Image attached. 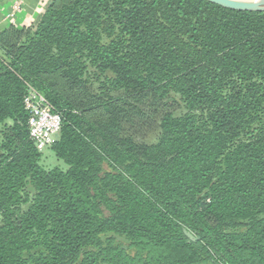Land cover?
Listing matches in <instances>:
<instances>
[{"label":"trees","instance_id":"trees-1","mask_svg":"<svg viewBox=\"0 0 264 264\" xmlns=\"http://www.w3.org/2000/svg\"><path fill=\"white\" fill-rule=\"evenodd\" d=\"M0 264H264V10L49 0L1 29Z\"/></svg>","mask_w":264,"mask_h":264},{"label":"built area","instance_id":"built-area-1","mask_svg":"<svg viewBox=\"0 0 264 264\" xmlns=\"http://www.w3.org/2000/svg\"><path fill=\"white\" fill-rule=\"evenodd\" d=\"M46 1V0H44ZM17 2L11 6L8 18L13 21L15 12L20 8ZM24 109L27 111V127L30 139L40 152L48 149L57 138L61 117L54 111L50 102L37 90L28 86L23 97Z\"/></svg>","mask_w":264,"mask_h":264},{"label":"crops","instance_id":"crops-1","mask_svg":"<svg viewBox=\"0 0 264 264\" xmlns=\"http://www.w3.org/2000/svg\"><path fill=\"white\" fill-rule=\"evenodd\" d=\"M20 3V8L15 12L14 19L8 18L13 4ZM49 0H0V30L9 24L29 26L36 22L44 11Z\"/></svg>","mask_w":264,"mask_h":264},{"label":"water","instance_id":"water-1","mask_svg":"<svg viewBox=\"0 0 264 264\" xmlns=\"http://www.w3.org/2000/svg\"><path fill=\"white\" fill-rule=\"evenodd\" d=\"M206 1L233 10H242V11L264 10V0H206ZM184 233L188 238L192 240L197 239L194 238L193 235L186 230H184Z\"/></svg>","mask_w":264,"mask_h":264},{"label":"rangeland","instance_id":"rangeland-1","mask_svg":"<svg viewBox=\"0 0 264 264\" xmlns=\"http://www.w3.org/2000/svg\"><path fill=\"white\" fill-rule=\"evenodd\" d=\"M43 153V158H42V163L46 166V167H52L58 163H60L56 157L54 156L53 152L48 148L44 151H42Z\"/></svg>","mask_w":264,"mask_h":264}]
</instances>
